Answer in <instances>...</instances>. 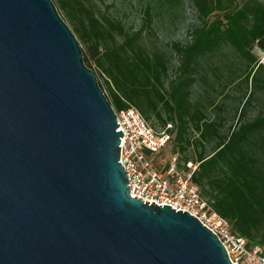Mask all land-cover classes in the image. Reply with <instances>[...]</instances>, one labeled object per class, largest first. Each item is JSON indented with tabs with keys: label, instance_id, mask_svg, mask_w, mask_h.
Here are the masks:
<instances>
[{
	"label": "water",
	"instance_id": "95a60500",
	"mask_svg": "<svg viewBox=\"0 0 264 264\" xmlns=\"http://www.w3.org/2000/svg\"><path fill=\"white\" fill-rule=\"evenodd\" d=\"M52 0H0V264H231L186 211L131 197L121 130Z\"/></svg>",
	"mask_w": 264,
	"mask_h": 264
},
{
	"label": "trees",
	"instance_id": "16d2710c",
	"mask_svg": "<svg viewBox=\"0 0 264 264\" xmlns=\"http://www.w3.org/2000/svg\"><path fill=\"white\" fill-rule=\"evenodd\" d=\"M52 1L113 110L134 108L167 132L172 152L183 155L176 168L193 162L201 197L264 251V0H187L195 22L171 43L158 19L171 21L183 0H142L137 28L92 0ZM223 112L237 127L224 129Z\"/></svg>",
	"mask_w": 264,
	"mask_h": 264
},
{
	"label": "built area",
	"instance_id": "2783aa9c",
	"mask_svg": "<svg viewBox=\"0 0 264 264\" xmlns=\"http://www.w3.org/2000/svg\"><path fill=\"white\" fill-rule=\"evenodd\" d=\"M259 63L264 65V54ZM113 111L119 124L116 131L123 133L119 162L127 174L130 196L149 204L168 205L197 218L221 242L231 264H264L263 249L232 233L228 222L201 197L191 180L196 166L187 163V170L180 171L175 158L164 169L154 163V157L170 142V135L165 131L156 133L134 108Z\"/></svg>",
	"mask_w": 264,
	"mask_h": 264
},
{
	"label": "rangeland",
	"instance_id": "374dc122",
	"mask_svg": "<svg viewBox=\"0 0 264 264\" xmlns=\"http://www.w3.org/2000/svg\"><path fill=\"white\" fill-rule=\"evenodd\" d=\"M94 1L102 11H105L108 9L109 12L113 13L116 17L123 19L128 25H130L133 28H137L139 25L138 21L141 16V8L140 4L142 3V0H139V4H134L132 6L130 4L131 0H92ZM136 3V2H135ZM64 21L67 23L69 28L71 29V25L65 19V16L63 13L57 9ZM195 22V14L192 11L189 3L187 0L182 1L181 9L177 11L175 14V17L169 21L167 18H160L158 19V33L161 39H163L164 43H171L173 41H183L186 38V29L187 27ZM72 30V29H71ZM256 51V50H255ZM230 98L226 99L224 103H226V111H230V107L233 106V101L231 98L237 95L235 91H231ZM252 109L248 110V115L251 116L253 114ZM223 119H224V129L226 130L229 125H232L233 127H237L239 121L238 118L235 116V118H232V112L228 115H226L225 112H223ZM149 124V123H148ZM150 125V124H149ZM169 127V125L167 126ZM153 130L156 131V129L153 128ZM159 128H157V131ZM173 140H171L167 146L156 156L154 157V163L159 168H166L172 158H175V164L180 160L182 154L173 153ZM193 166H196L193 162L191 163ZM182 165V163L180 164ZM180 171H186L183 168L179 169Z\"/></svg>",
	"mask_w": 264,
	"mask_h": 264
}]
</instances>
